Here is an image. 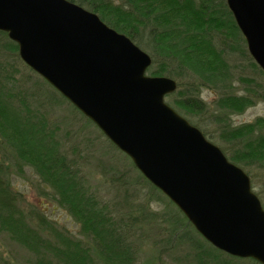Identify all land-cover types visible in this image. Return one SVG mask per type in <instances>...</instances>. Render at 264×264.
I'll return each mask as SVG.
<instances>
[{
	"label": "trees",
	"instance_id": "obj_1",
	"mask_svg": "<svg viewBox=\"0 0 264 264\" xmlns=\"http://www.w3.org/2000/svg\"><path fill=\"white\" fill-rule=\"evenodd\" d=\"M68 1L148 50L147 75L178 81L164 99L206 137L194 117L209 112L200 99L203 88L215 90L211 116L217 136L227 144L222 152L247 172L264 173V118L236 127L229 120L264 101V82L254 76L264 72L244 47L225 0ZM233 51L247 58L253 74L230 63ZM24 82L32 88H24ZM66 102L78 111L23 63L18 45L0 31V233L30 254L26 264H161L160 254L172 252L179 253L177 264H260L217 250L107 138L81 143L65 138L55 116ZM25 168L37 178L39 196L78 225L76 234L48 219L44 209L24 205L12 179L24 177ZM152 200H168L178 215L149 210ZM151 223L158 224V238L145 254L143 230Z\"/></svg>",
	"mask_w": 264,
	"mask_h": 264
},
{
	"label": "water",
	"instance_id": "obj_2",
	"mask_svg": "<svg viewBox=\"0 0 264 264\" xmlns=\"http://www.w3.org/2000/svg\"><path fill=\"white\" fill-rule=\"evenodd\" d=\"M264 72V0H225ZM18 56L88 117L217 250L264 264V208L250 177L165 102L177 83L126 35L68 0H0Z\"/></svg>",
	"mask_w": 264,
	"mask_h": 264
},
{
	"label": "rangeland",
	"instance_id": "obj_3",
	"mask_svg": "<svg viewBox=\"0 0 264 264\" xmlns=\"http://www.w3.org/2000/svg\"><path fill=\"white\" fill-rule=\"evenodd\" d=\"M237 44H239V46L241 45L239 40ZM244 47L246 48L247 45L244 44ZM147 52L149 51L147 50ZM229 55H230L229 57L231 64H235L237 65V67H241L242 71L243 72L245 71L246 74H253L254 71L251 67H249L248 60L247 58H245V56L243 57L240 55L239 52H235V51L230 52ZM254 76L257 77L259 83L263 84L264 75L260 76L258 72L255 71ZM172 79L176 81V83H178L177 80H175L174 78ZM24 83L25 86L22 84L24 88L25 87L32 88L26 82ZM234 84L235 86H237V89L241 88V83L239 81H235ZM241 92L242 90L238 89V93ZM216 97H217V92L215 90L203 88L202 94L200 95V99L206 102V104L209 107V112L204 113L200 116H195L194 120L199 126V128L204 133H207L208 135L207 138L210 139L209 141L217 145L221 150L223 148H227V144L224 143L222 139L217 136L218 134L215 130L216 125L213 123V118L211 116V114L215 111L214 106H215ZM229 117H230L229 120L231 121V124L234 127H236L237 125L247 124L249 122L256 121L255 119H257V117L264 118V101L257 102L255 106L247 108L244 113L231 115ZM55 118L59 119L60 122L59 128L63 129L64 131L63 136L65 138L68 137V139L71 142H73V139L76 142L78 141V143H81L80 141L82 139H84V142H86L88 141V139L97 140V138H99L100 140H104L107 138L104 136V134L99 129V127H96L92 122H88L86 117H84L77 110L75 111L70 105L67 104V102L65 103L64 106H62V108H59L58 111H56ZM67 129L68 131H66ZM226 158L228 157L226 156ZM249 169H250L249 172H247V170L244 169L243 171L250 178H252L253 191L257 195L259 194L258 196L260 198L261 205L262 203L264 205V173H261V171L259 172L256 168H249ZM24 173H25L24 177H19L15 175L12 179V184L14 189H16L24 196L25 199L24 205L27 206V204L30 203L35 207H40V209H44L45 215L48 217V219H51L59 227L61 226L65 227V229H67L70 233L76 234L78 231V225L75 224L71 220V218H69V216L65 213L63 209L58 207V205L55 204L53 201H51L49 198L47 199L42 196H39L37 190V183H35L37 178L29 170V168H25ZM168 202H169L168 200L160 201V202L157 201L154 202L152 200V202H150L149 210L158 211L160 213L166 211V213L171 216H175V215L177 216L178 209H176L174 205ZM157 225L158 224L156 223H151L150 225H147L143 230V232L146 233L143 236V243L141 249L142 252L145 254L146 253L149 254L148 251H150L151 248L155 247V240L156 238H158V232H159ZM178 254L179 253L177 252H172V254L168 253V255L160 254V260H158L157 263L177 264L176 258L178 257L177 256ZM29 257L30 254H28L24 248H21L19 244L18 245L15 244L12 240H10V238H8V236L0 233L1 261L5 262L6 264H26L27 261L29 260Z\"/></svg>",
	"mask_w": 264,
	"mask_h": 264
}]
</instances>
